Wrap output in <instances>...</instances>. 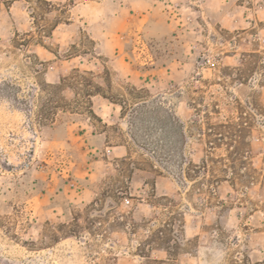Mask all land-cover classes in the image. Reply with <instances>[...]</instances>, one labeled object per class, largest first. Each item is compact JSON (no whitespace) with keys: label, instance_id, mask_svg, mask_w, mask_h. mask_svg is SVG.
Returning <instances> with one entry per match:
<instances>
[{"label":"rangeland","instance_id":"rangeland-1","mask_svg":"<svg viewBox=\"0 0 264 264\" xmlns=\"http://www.w3.org/2000/svg\"><path fill=\"white\" fill-rule=\"evenodd\" d=\"M0 264H264V0H0Z\"/></svg>","mask_w":264,"mask_h":264}]
</instances>
